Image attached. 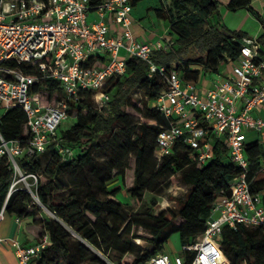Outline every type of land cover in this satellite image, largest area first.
Segmentation results:
<instances>
[{
	"label": "trees",
	"instance_id": "1",
	"mask_svg": "<svg viewBox=\"0 0 264 264\" xmlns=\"http://www.w3.org/2000/svg\"><path fill=\"white\" fill-rule=\"evenodd\" d=\"M104 0H90L95 7ZM142 0H131L134 8ZM158 19L168 22L169 50L154 51L153 63L168 72L175 70L186 82L196 83L201 72L217 73L228 59L235 60L245 35L230 31L220 20L217 0H159ZM227 9H247L260 22L250 0H230ZM262 23V22H261ZM264 24V23H262ZM264 46V34L257 38ZM98 57V65L104 64ZM9 67L24 75L40 77L37 66L12 60ZM127 74L108 81L103 91L109 100L98 108L93 93L80 92L76 102L68 105L74 124L59 130V145L74 152L71 160H63L52 142L47 150L32 157L18 159L19 168L37 177L33 195L16 187L8 195L13 170L6 157L0 159V210L18 219H31L37 229L38 242L46 237L47 244L30 264H104L100 255L115 264H143L162 253L173 234H177L181 253L188 262L192 252L186 250L201 235L213 203L223 195H231V186L240 171L229 162L226 148L214 141L212 159L204 165L192 157L183 143L173 148L170 156L158 161L155 157L159 133L179 120H166L151 107L165 89L158 74L148 77V65L136 58L126 60ZM143 99H137V91ZM31 94L48 103L58 101L63 92L57 82L40 80ZM134 112L142 121H135ZM26 115L12 107L0 116V136L5 141L20 140L27 144ZM100 154V159L95 154ZM48 156L43 167L42 157ZM245 155L249 161L247 180L252 194L264 197V173L260 171L262 150L257 141L248 142ZM132 161V168L130 162ZM131 169L126 188L137 204L146 193L160 196L179 174L189 187L176 211L157 215L146 210L129 214L116 200L120 189L111 188L119 179L123 184ZM46 211V213L44 212ZM49 214V215H48ZM144 230L150 238L147 246L133 242L132 233ZM219 247L225 264H264V227L224 226Z\"/></svg>",
	"mask_w": 264,
	"mask_h": 264
},
{
	"label": "built area",
	"instance_id": "2",
	"mask_svg": "<svg viewBox=\"0 0 264 264\" xmlns=\"http://www.w3.org/2000/svg\"><path fill=\"white\" fill-rule=\"evenodd\" d=\"M131 12V0H104L95 7L90 0H0V110L22 109L30 135L24 145L0 136V159H8L14 177L19 176L33 195L37 177L22 172L18 159L43 154L55 142L61 158L71 160L74 152L59 145L60 126L69 118L68 104L76 102L80 92H91L101 108L109 100L103 91L108 81L127 74L128 58L139 59L148 65V77L158 74L165 84L151 107L166 120H179L159 133L156 159L170 156L183 143L191 157L204 165L219 140L229 162L240 171L231 195L222 193L213 203L204 232L186 247L192 252L188 262L180 253L162 252L143 264H225L219 247L224 226L264 227V197L250 191L245 155L246 144L257 141L264 173V46L256 38H243L238 57L228 59L222 73H209L214 76L209 87L197 90V82H186L175 70L167 72L153 63V52L169 50L173 43L169 38L153 43L138 40L131 30ZM99 56L105 59L103 65L95 63ZM12 60L37 66L40 77L9 67ZM39 79L57 82L62 98L45 103L34 97L31 88ZM19 181L12 182L8 195ZM4 215L2 208L0 221ZM46 244V237L29 247L13 241L18 264H30Z\"/></svg>",
	"mask_w": 264,
	"mask_h": 264
},
{
	"label": "crops",
	"instance_id": "3",
	"mask_svg": "<svg viewBox=\"0 0 264 264\" xmlns=\"http://www.w3.org/2000/svg\"><path fill=\"white\" fill-rule=\"evenodd\" d=\"M229 1L230 0H217L220 20L227 29L243 33L245 35L244 38L257 39L264 34V24H262L264 23V0H250L251 8L259 15L262 23L247 9H239L237 11H230L227 9ZM133 10L135 9L132 8V12ZM132 12L131 30L138 40L153 43L159 38L168 39V22L159 20V25L161 27H158L160 30L157 29V32L146 30L141 24V21L136 19L138 17L132 16ZM111 28L114 29L115 27L111 26ZM209 81L205 78L203 72H201L196 84V89L206 90L209 87ZM37 233V229L32 225L31 219H18L14 215L5 214L0 221V238L3 239L0 243V264H18L13 241L17 242L22 247L33 246L38 242L36 238ZM166 245L163 252L169 255L179 254L170 251ZM104 264L115 263L107 262Z\"/></svg>",
	"mask_w": 264,
	"mask_h": 264
},
{
	"label": "rangeland",
	"instance_id": "4",
	"mask_svg": "<svg viewBox=\"0 0 264 264\" xmlns=\"http://www.w3.org/2000/svg\"><path fill=\"white\" fill-rule=\"evenodd\" d=\"M161 4L159 0H142L140 3H138L132 12V16L138 17L136 18L137 20L141 21V24L146 30L150 31H158V27H161L159 24V20L155 15V10L160 9ZM163 21V20H162ZM160 30V29H159ZM121 55L123 53L121 52ZM226 70V66H221L219 71L222 73L223 71ZM205 78L209 81L213 79V75L207 73L203 74ZM136 93V98L137 99H143V94L141 91H137ZM54 99L51 100L53 102ZM3 113V110H0V115ZM131 113L134 115L135 121H142V119H139L138 115H136L134 112L131 111ZM74 124V119L68 118L64 122H62L60 128L61 129H67L71 125ZM252 137V135H251ZM95 158L97 160L100 159V154L97 153L95 154ZM48 161V156L44 155L42 157V163L43 167L46 165ZM130 167L132 168V161L130 162ZM130 178H131V169L126 173V178L124 184L119 180L116 179L112 184L111 188L117 187L120 189V193L117 195L116 200L121 203L128 211L129 214H143L144 211L146 210L148 213L157 215L160 212H166L167 210H173L176 211L178 208V201L183 200L184 196L186 195V192L188 191L189 187L187 185H184L182 181L180 180L179 174H176L172 178V184L163 190L162 194L160 196H155L150 193H146L143 198L142 202L140 204H137L136 202H133L128 193L126 192V188L130 184ZM19 176L13 177V181H19ZM27 184L29 185H34V181L32 179H27L26 180ZM16 187L20 188H26L25 183L23 181H19L16 184ZM46 213V211H44ZM48 213V212H47ZM46 213V214H47ZM49 215V214H48ZM132 233L136 234L137 238H133V242L142 248H145L147 246L146 240L150 238L149 234L146 233L142 229H138L137 231L134 232V229L132 230ZM167 248L170 249V251L174 253H181V244L179 242V238L177 234H173L167 245ZM173 254V253H172ZM100 258L104 263L107 262H113V260H110L109 258L100 255Z\"/></svg>",
	"mask_w": 264,
	"mask_h": 264
}]
</instances>
